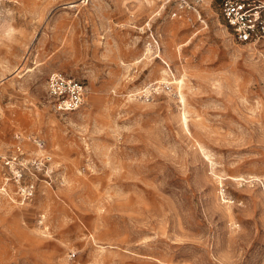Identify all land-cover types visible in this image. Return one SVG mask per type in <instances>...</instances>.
I'll return each mask as SVG.
<instances>
[{"label":"rangeland","instance_id":"374dc122","mask_svg":"<svg viewBox=\"0 0 264 264\" xmlns=\"http://www.w3.org/2000/svg\"><path fill=\"white\" fill-rule=\"evenodd\" d=\"M221 2L194 26L158 0H6L0 264H264V40L237 43ZM54 71L80 109L55 112Z\"/></svg>","mask_w":264,"mask_h":264},{"label":"built area","instance_id":"2783aa9c","mask_svg":"<svg viewBox=\"0 0 264 264\" xmlns=\"http://www.w3.org/2000/svg\"><path fill=\"white\" fill-rule=\"evenodd\" d=\"M167 10L171 19H187L192 25L204 23L203 8L205 0H158ZM6 0H0V17ZM221 15L227 26L232 30V36L237 43L256 44L264 40V0H222ZM46 91L55 112L66 114L80 109L87 98L86 84L77 78L68 76L60 71L51 72L46 81ZM39 150L44 149L42 140L35 141ZM13 161L24 155L18 147ZM19 153V154H18ZM49 154H38L27 166L19 162V169L14 172L16 182L21 183L29 174L48 172L52 161ZM23 200H31L34 196V185L24 183L20 187Z\"/></svg>","mask_w":264,"mask_h":264},{"label":"bare ground","instance_id":"6f19581e","mask_svg":"<svg viewBox=\"0 0 264 264\" xmlns=\"http://www.w3.org/2000/svg\"><path fill=\"white\" fill-rule=\"evenodd\" d=\"M180 99H181V102L183 103V105H184V107L186 106V101H185V98H184V96H183V94L181 93L180 94ZM184 121L186 122L187 121V119H186V114L184 115Z\"/></svg>","mask_w":264,"mask_h":264}]
</instances>
